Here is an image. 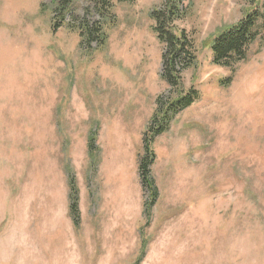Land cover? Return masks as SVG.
<instances>
[{"label": "rangeland", "instance_id": "1", "mask_svg": "<svg viewBox=\"0 0 264 264\" xmlns=\"http://www.w3.org/2000/svg\"><path fill=\"white\" fill-rule=\"evenodd\" d=\"M57 1L0 0V264H264V43L235 72L211 50L264 0L173 5L197 57L180 89L154 31L166 2L110 0L100 48L78 33L102 19L89 0L53 31ZM192 88L199 99L153 142L148 209L143 135L159 98Z\"/></svg>", "mask_w": 264, "mask_h": 264}, {"label": "trees", "instance_id": "2", "mask_svg": "<svg viewBox=\"0 0 264 264\" xmlns=\"http://www.w3.org/2000/svg\"><path fill=\"white\" fill-rule=\"evenodd\" d=\"M166 2L163 10H155L152 15L155 20L154 31L157 33L160 42L164 45L163 61L164 70L162 78L176 89L182 86L181 73L192 68L196 64V49L192 40L187 37L183 31H179L175 26L177 19L176 10L173 5L181 0H162ZM89 3L101 16V21L92 25L83 23L78 25L79 35L84 43L89 47L96 43L102 48L106 44L107 35L104 28L108 22H114L116 19L113 14L114 6L110 0H89ZM254 9L248 11L244 18L238 24L233 25L221 31L214 39L211 50L213 53V62L216 65L230 69L235 72L236 67L245 62L250 48L257 42L264 43V5L258 6L256 2ZM54 13L60 14L59 18H52V28L55 31L61 27L62 22L73 11L74 0H58L54 3ZM110 15V16H109ZM111 17V18H110ZM109 18V19H108ZM182 68L178 71V68ZM231 77L225 81V84L231 83ZM199 92L192 88L180 97L165 101L159 98V108L153 116V119L143 135V150L139 160V175L143 187L150 195V202L147 204L151 209L155 201L159 198L158 189L150 173V168L155 162V153L152 149L155 139L168 131L171 122L179 114L191 107L198 99ZM94 137L89 141V155H94ZM69 211L78 225V190L75 186L73 176L69 177ZM149 217L151 215H148Z\"/></svg>", "mask_w": 264, "mask_h": 264}]
</instances>
